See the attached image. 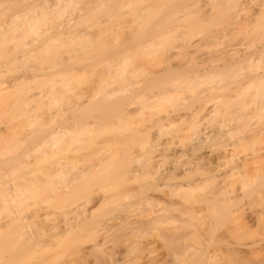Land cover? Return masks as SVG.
<instances>
[{"label": "rangeland", "instance_id": "1", "mask_svg": "<svg viewBox=\"0 0 264 264\" xmlns=\"http://www.w3.org/2000/svg\"><path fill=\"white\" fill-rule=\"evenodd\" d=\"M34 1L37 3V0H0V34H2L0 35V61L3 63L5 60L3 63L4 68L1 69H4L2 71L3 74L2 72L0 74V100L1 102L2 99L3 102L6 101L4 102L5 104L2 102L3 105H1L0 102L2 109V113L0 114V132L2 136L0 138L7 139L6 141L0 139V143H3V145L0 144V152H4V156L0 154V160L3 158L6 160L8 155L6 156L5 152L7 153L11 145V147H14L13 143L15 145L16 141L21 137L18 144L15 145H19L21 148L17 146L19 150H17V148L13 149L16 150L14 153L19 152L17 155L18 161L19 159L21 162L27 160L25 166L28 162V166H30L31 163V169L26 166L27 170H24V168V173L20 168L21 166H18L21 171H18L19 174H17L18 172L16 171L14 175L10 173L9 166L11 165L10 163H16L17 160L10 159L4 162L2 160L0 161L2 167L4 164L2 171H6L7 173L5 174L10 175L9 178H11V182L4 179L0 181H5V184L10 182L12 185L9 183V186H11L9 189L17 193L14 188L17 183L14 186L13 184H15V181L18 179V184L20 186L18 185L17 188L21 187L26 191L24 196V191L20 192L22 189H19L17 196H22L19 199L16 198V194L12 191V195H15L14 197L18 199V201H15L16 199H13L8 194L9 199L10 197L13 199V201L11 199L12 204L22 208L18 206L15 208V205L9 204V202L7 204L5 200L8 198H3L5 191H0L3 193L0 194L3 200V202L0 203V217L5 218L9 216L7 215L8 212L4 211V208L7 205H11L14 211L21 209L22 211H18L21 212L22 217L28 218L25 220L27 222L16 223L15 226L7 231L0 230L2 231L0 232V264H114L113 262L115 260L113 259V254L121 255L123 258L122 261L117 264H136L140 261H148L149 264L150 262L151 264H156L158 260H160L158 262L159 264H195L196 261H200L199 257H197L198 259L196 258L197 260L192 258L194 261L191 263V258H188L191 260L185 259V261L179 258L176 259V257L173 256L176 245H173L174 247L170 245L169 242L171 240L169 241V239L175 235L186 237L185 234L189 235H187L189 240L190 237H192L190 240L192 243L187 240L188 244L185 240L186 244H193L192 246L196 245L197 247L200 245L202 250L208 253V255H217V261L219 262L215 263L214 260L209 259L208 261L207 259L208 263L206 260V262L202 261L205 264H264V0H233L236 6L233 9L235 10L231 9L234 4L231 7L228 0H188L187 2H190V4L187 5L188 3H186L189 7L186 12L191 11L190 13H192V10L197 12V14L194 12L193 14L197 15V17H195L199 20L202 17L200 24L196 23L199 22V20L195 18L196 21L194 22L196 25L192 24L189 26L190 22L188 21L187 24V17L185 21L179 23V26H169V32L171 31L176 36L175 41L167 45L165 49L157 50L158 52L151 54L152 56L146 55L145 57L141 54L142 52H140L142 48L147 46L153 48L155 47V43L151 41V38V40L148 38L146 39L148 43L143 42L144 46L139 44L142 40L140 41L139 39V41H135L137 36L141 35L144 31L143 29L140 31L141 28H138L141 33H138V35L134 33V30H136L135 27L137 28V25L141 27V25L136 22L135 24L132 23L134 26L131 23H126L127 25L125 24V26L123 24L124 26L122 25V28L120 24L118 25L121 27L118 26L116 22L115 24L111 22L112 19H108L104 14L103 16V12H101V15L97 12L98 16L96 15V21H98L100 16V18L105 21L99 19V22L101 23V21H104L103 23L107 25V28L103 23L100 26L99 23L97 24V30L95 29L97 33L93 31V29L86 28L88 26L85 27L82 24L81 26L78 24L79 27L76 26L77 28L85 27L83 30H78L76 28L77 31L75 28H72L77 33H79V31L82 33L86 29L87 32L84 31V34L82 33L83 37L85 36L88 39H92L91 35H93V40H95V42H93L94 44L97 43V46L94 45L93 42H91V44H93L91 46H93V49L95 47L101 49L100 51L102 53L99 52V50H96L97 52L95 51L96 54L93 53L92 51L95 49L93 50L92 47H90L92 49L90 50L91 53L88 51L89 53L86 54L82 52L83 50H79V47L76 49V51L84 53L86 57H83L84 54L82 56L81 52H78V54H75L77 53L76 51L73 53H66L62 44L71 37L70 35L68 37L67 35H63L64 32L68 31L63 29H67V26L65 27L63 25L64 22L61 24L57 23L59 24V26H57L54 20L53 22L56 26L52 25V27L47 22L50 27L48 28L47 26L41 29L44 30L41 31L44 35L40 33L41 36L36 42L35 40L38 36L35 35V37L32 35L36 38L34 40L32 36L27 37V32L25 33V31H23V33L26 34L27 38H22V29L27 27H23V23L28 25L26 22L28 23L30 19L35 21V19H33L35 16L33 17L32 15L33 18L30 17L29 19V15L31 14H28L34 9V6L31 7L33 4L35 5ZM92 1L94 2V0ZM100 1L98 0V2ZM105 1L106 0L101 3L106 5ZM108 1L110 0L106 2ZM137 1L139 0L135 2ZM140 1L141 2L137 3V5L140 4L141 6L144 0ZM231 1L232 0H230V2ZM98 2H95L97 6H99ZM50 3L49 6H53L55 1H51ZM101 3L99 4L102 5ZM130 3L128 4L129 6ZM151 3H153V0ZM228 3L231 11L223 16V14H220V12L222 13L220 9L222 8L221 10H223L228 8ZM60 4L61 6L63 5L62 2ZM125 4L126 3H124V5L120 3L121 6H125L126 8L128 5ZM144 4L149 3L145 2ZM144 4L142 5L143 7L145 6ZM91 6L94 8V5ZM97 6H95V9L97 8L96 10L100 11L102 7ZM129 6L126 9H128ZM153 6H156V4H153ZM181 6L184 7V3ZM58 7L56 6V8ZM56 8L55 10H58ZM77 8L75 9L77 10ZM79 9H81V6L78 8V11ZM229 9L223 10V12H227ZM42 10L43 8L40 11ZM48 10L47 11L51 12L53 15L52 11L55 10ZM184 10H182L180 15H185ZM33 11H31V13H33ZM35 12H37V10L34 11V13ZM46 12L41 14L46 16ZM95 12L94 10V13ZM36 14L41 16L40 12ZM24 15H26V17ZM17 16H19V18L25 17L22 23V18L17 19ZM47 16L52 17L51 14ZM62 17L63 16H61V18ZM192 17L193 15L190 20ZM14 18L16 22L19 23L20 21L18 25L14 22ZM61 18L59 16L57 20L61 22ZM209 19L218 23L215 22L211 24L212 21ZM24 20L27 21L25 22ZM63 20L64 19H62V21ZM109 20L110 22H107ZM155 21L154 18V22ZM65 22L67 23V21ZM154 22L150 27L155 26ZM207 22L210 24H207ZM10 23L12 28L11 26H7L10 25ZM205 24H207V26H204ZM60 25L64 27H60ZM202 25L204 27H202ZM103 26L104 28L98 29V27ZM129 26H131V29L134 28V30L131 31ZM8 27H10V30ZM56 27L57 29H55ZM58 27H60V30ZM124 27L126 30H124ZM201 27L203 29L207 28V30L204 29L203 31ZM94 28H96V26ZM48 29H50V31ZM54 29L55 34L60 32L57 36H55L53 32ZM99 30H101V32ZM111 30H113L112 33ZM90 31L93 32L90 33ZM128 31L130 32L128 33ZM5 32L8 33L5 34ZM189 32L190 35L185 39V36ZM88 33H90V36ZM132 33H134V36L136 34L135 38ZM45 34L46 36L49 35L48 38ZM16 35L17 37H21V39L18 38L16 40H21V42H24V45L22 43L19 45L20 42L16 44V41H11L13 38L15 39ZM99 35L104 37H100V39L96 40ZM116 35L119 37V40L115 38ZM128 35L131 36L127 38ZM51 36L52 38H50ZM63 36L65 38L67 37V39L64 40ZM182 36H184V38ZM72 37L74 38L75 36ZM8 38H10V40H8ZM114 38L124 43L122 44L119 42V44ZM2 40H5V42L1 43ZM156 40L157 43L161 41L160 38H156ZM186 40L188 42L191 40L188 43V46H190L189 49L188 47H182L183 44L186 43ZM49 41L50 43H48ZM126 42H129V46H127L128 43ZM42 43L45 46L42 47ZM197 43H200L199 47H191V45ZM39 44L41 45L38 47ZM56 45L59 52L56 49ZM81 45H83V42ZM8 46H13L14 48H8ZM36 46L38 47L37 51L36 49H31L36 48ZM44 47L51 48L50 51L53 49L52 52L55 51L58 60L62 62L66 60L67 63L70 59L75 60L78 58L81 60L83 57L84 60H81V62L79 61L80 66L77 68L80 69L84 67L85 69H80L82 70L80 72V70L74 66V74H77L76 77L81 79L83 76H85V79H91L88 81L91 84L83 82L84 80L82 79L83 81H81L84 85L81 84L82 82L80 85L77 84L76 86L78 87L72 89L70 93H66L67 91L64 90L62 83L61 86L60 83H57L58 85L54 87L56 89H54L56 92L55 94H58V97L62 99L66 97H64V94H68L70 97H66V104L64 102V104H62V101L60 102V104H62L60 106L59 103L57 104L58 106L53 104L54 107L51 106V104L50 106L52 109L48 105V110H50L51 113L49 111L46 113H50L51 116L50 114L44 113V109H46L45 101H50L48 98L51 95H49L48 88L52 83V80H50V84L46 80L54 77L55 73H52V71L54 72L57 68L56 71H58L65 65L60 62L61 65L59 66L61 67L57 66L52 69L51 62H47V59L49 60L54 54L52 53V55L51 52L48 54L46 52L48 49L45 50ZM119 47H121L122 50L124 49L123 47H129L130 51L126 53L125 50L123 53ZM180 47H182L180 50L185 49L188 56L184 51L183 53L185 55L181 53L179 50ZM86 48H88V46H86ZM102 48H105L106 51ZM117 49H120L118 51L120 57L118 54H115ZM61 50L64 52H61ZM229 50L231 51V55ZM121 51L122 53H120ZM178 51H180V55L177 54L179 53ZM28 52L29 55H26ZM2 53L4 54L2 55ZM40 53H43V55L46 54V56L51 54L50 57L44 59L47 62H45L47 65L45 66L50 68L46 69L45 67V69H42L43 67L36 65L34 58L36 57L38 60V55ZM235 53L236 55L234 56ZM238 53L239 55H237ZM59 54L63 55L60 56L63 60L59 58ZM73 54L76 56H73ZM132 54L133 56L130 57ZM174 56L176 57L172 59L173 61L168 63L169 59L167 58ZM238 56L242 57V61H238ZM7 57H11L10 60ZM11 59H13L14 63ZM41 59L42 58H40V60ZM122 60L124 63L131 60L129 62L131 64L128 66V75H126L127 72L124 74L125 76L123 75V77L127 76L128 79L125 78V80L127 79L126 81L123 79L121 80L123 77L119 75L121 72L118 71L120 68V70H122V66L125 67L126 65L122 63L121 66ZM72 61L73 60L69 62V65L67 63L66 68L69 69L70 63L76 60ZM48 63H50V65ZM34 65L37 66L35 69L41 68L40 70L47 72V75H43V71L37 73L39 79L42 76L40 79L41 81L36 75V78H34V75L32 74V76L31 73L28 74V76H30L28 81L26 76L23 81H16V77L19 78V76H21L20 74L24 73V69L27 73ZM207 65H209L208 69H206ZM210 65L220 67L210 68ZM29 66L32 67L30 68ZM66 68L64 67L63 69L65 70ZM9 69L12 70L10 71ZM75 70L78 71L79 74ZM85 70L88 74L91 72L92 75H84L82 72L85 73ZM12 73H16L17 75H13ZM58 73L59 72H56L55 74V77L58 76V78L56 77L57 80L60 79L59 76L62 77L63 75L60 73L58 75ZM81 73L83 76H79ZM7 75L9 79L11 78L10 80L8 79V81ZM117 76H120V81L117 80ZM11 80L13 81L12 83H10ZM38 80L41 83H43V81L45 82L44 85H42L45 89L40 86L41 84H39ZM7 83L12 84L11 87L13 89ZM45 84L48 86H45ZM17 88L18 90H22V95H20ZM51 89L52 86L50 87V92H52ZM45 91L48 92L46 95L49 97L43 95ZM14 93L18 94V97H20V100L18 102L16 101V103L15 99H18V97L14 98L16 96ZM43 96H45V101ZM28 97L29 100L27 99ZM12 98H14V101H12ZM20 101L21 103L23 102V105L19 106L18 104ZM29 103L31 104L29 105ZM25 104L26 106L24 107ZM14 105H18L21 109L19 111V108H17V112L14 111L15 114L21 112L19 116L12 112L15 108ZM34 105L37 107H34ZM39 105L44 107V111ZM7 106L8 108L11 107V111L8 109L7 112L4 113ZM21 106L25 109L23 107L21 108ZM4 107L5 109H3ZM200 109V112H196ZM42 111L44 113L43 115L40 113ZM27 112L30 113L28 114ZM8 113L10 117L7 115ZM28 116L30 117L28 118ZM43 116L45 117L43 118ZM6 117L10 121L7 120ZM37 117L44 119V121H46V118H49V120L47 119L48 122H46L49 128L47 124L45 125V123H43V120H40L42 121L41 123L39 120V122L35 121L34 124L38 126L34 127L32 123L31 127L30 123L34 121L35 118L37 119ZM21 118L23 120L26 118L28 122H23ZM168 118L171 119L167 120ZM29 119H31V122ZM2 120L4 122H2ZM15 120L20 123H17ZM7 121H9L8 124L11 123L12 126L8 125ZM6 124L8 125L7 129H5L6 126H4ZM43 124L46 127L42 128V126H44ZM3 126L4 128L2 129ZM39 126L43 130L47 128L48 130L44 132L39 129ZM11 128H13V131ZM15 131H17V133ZM53 133L57 134L55 135V140L58 141V147L54 146L48 149V146L45 145L44 148L49 150L50 155L49 158L47 157V160H43L44 158L41 160L42 156H40V152H37V149L42 150L44 144L50 141L48 140L49 135ZM206 133H217V136L219 137L221 135V138L217 139L216 136L212 141H209L207 144L205 143L206 145L204 144L200 151H193L195 147L198 146L200 137L205 136ZM22 137L25 144H20L22 143ZM11 139L12 141H10ZM24 139L28 140V142ZM10 142L13 143L9 145L7 149V144H10ZM164 148L169 149V155L166 158L159 157ZM150 155L160 159V164L151 169L149 173L133 174V170L147 163ZM15 157L16 156H14V158ZM37 157H40L38 161L41 163L37 162ZM9 158L13 157L9 155ZM22 159L24 160L22 161ZM8 161L10 162L7 164ZM17 164H15L16 169H18ZM7 166L8 168L6 169ZM199 167L206 170L214 168V171L205 172V174L202 175L203 179L198 181L199 184L190 189H179V187L175 185L185 183V180L187 181L185 178H176L168 181L162 178V175L165 172H169V170L181 173L182 171L194 170ZM12 168L13 167H11V169ZM5 174L1 175L0 173V176L3 177L4 175L5 178H8ZM11 174H13L16 179ZM1 186L2 188L0 187V190L8 189H5L7 185L5 186L3 184ZM31 188H33V194L32 191L31 193L29 191ZM66 190L69 193L66 192ZM6 191L8 192V190ZM65 192L67 195H65ZM21 193L23 194L21 195ZM4 195H6V193ZM8 195L6 196L8 197ZM101 198H106L103 203L100 200ZM146 198L159 199L165 205L172 201L178 203L182 207L194 205L199 209L201 202L208 201V206L204 213H199L196 216L190 214L182 215L180 211L176 210L159 217L154 211H157L160 206L154 205L146 209V207L142 205ZM101 203L102 205L100 206ZM82 204H87V208L94 210L95 214L86 222L83 221L85 223L77 226L76 229L68 231L66 228L67 226L65 227L66 223L63 221L66 220V218H63L64 216L61 215L71 212L70 218H75L70 210H73V212L79 210ZM134 204L136 205L132 207V210L143 215V219L141 216L137 219L143 220L146 224L142 226L138 225L137 228H135V226L119 228L115 231L112 243L108 246V250L105 249L106 251H104V253L102 252L101 255L98 253L91 254L90 248L98 241H101L102 236L99 230L105 226L118 223V218L121 216L122 211L126 207ZM77 206L79 208H77ZM83 207H85V205ZM9 208L10 207H8V209ZM68 209L70 212H65ZM145 210H149V212H145ZM35 213H40L42 215L41 217L39 215V218L38 216L35 218L37 215ZM156 218L158 219L157 221L152 220ZM59 220H62L60 224L63 225V228L58 224L60 222ZM80 223L82 222L80 221ZM55 224L60 226L56 227L57 229L59 228V230H53L56 229L54 227ZM51 225H53V229ZM24 232L28 235L29 233L30 235L34 233V235L39 234L35 237L32 235L34 240L37 237L40 239H36V241L40 240V243L42 241L44 243L46 240L48 242L53 241V246L48 248L49 245L43 246L44 243L42 246L47 249H42V246V248L37 247L41 244H37L38 241L34 243L32 240L26 239L29 236L25 235ZM21 234L24 235L25 239ZM43 235L45 238H43ZM99 235L100 237H98ZM22 239L23 241L28 240V244H31L28 245L26 243L28 241H24L23 243ZM174 241L175 242H171V244H177V241ZM48 242L46 244H48ZM32 243L35 246H32ZM108 254H110L112 260H110V256H107ZM94 255L98 256L99 259L102 257L103 261L98 260ZM103 257H105V260L109 258L108 261L112 262L105 261ZM153 259L157 261L154 260L152 262ZM189 261L190 263H188Z\"/></svg>", "mask_w": 264, "mask_h": 264}, {"label": "bare ground", "instance_id": "2", "mask_svg": "<svg viewBox=\"0 0 264 264\" xmlns=\"http://www.w3.org/2000/svg\"><path fill=\"white\" fill-rule=\"evenodd\" d=\"M51 1H55V3L53 4V6H49V3L51 2ZM40 0V2H39V0H37V3H36V1H34L35 2V5L33 4L31 7H33L34 9V11H36L37 10V12H40V15L41 16H38L36 13L37 12H35L34 13V11L33 10H31V11H33V13H31V11H30V13H28V14H31V15H29V19H30V17H32V15H33V19H35V21L34 20H32V19H30L29 20V22L27 23L26 21L28 20H24L25 22H26V24H28V25H25V23H23V27L24 26H27V27H25L24 29H22V32L21 33H23V31H25V33L27 32V37H31L32 35H36V36H38L37 37V39L34 37V36H32V39H33V37H34V40H35V42L37 41V40H39L38 38H40V36H41V34L40 33H43V32H41V31H44V30H41V29H43V28H45V27H47L48 26V28L50 27V25L52 26H59V24H61V23H63L64 22V26L66 27L67 26V29L66 28H63V29H65V30H68V31H66V32H64V34L63 35H67V37L70 35V37L71 38H69V40H67V41H65L63 44H62V47L64 48V50L66 51V53H73L74 51H76V49H78V47L80 48L79 50H83L82 52H85V54L86 53H91V51L90 50H92L93 49V46H91V45H93L94 44V42H95V40H93V35H91V37H92V39H88L87 37H83V32L85 31V32H87V30L85 29L82 33H80V31H79V33H77L74 29H72V28H77V26L79 27V25L81 26V24L82 25H84L85 27L86 26H88V27H86V28H90V29H93V31H96L97 30V24L99 23V26L100 25H102V23L105 21L104 19H102V18H100V16H99V18H98V21H96V15L98 16V14H97V12L98 13H100V15H101V12H103L102 13V15L104 14L106 17H108V19H112V21L111 22H114V24H115V22H116V24L118 25V24H120L121 26L124 24H126V23H134L135 24V22L137 23V24H140L141 25V27H139V25H137V28L135 27V29L136 30H134V28L133 29H131V26H129L130 27V30L131 31H133L134 30V33H136L137 35H138V33L140 34L141 32H139V29H140V31L143 29L144 31H143V33H141V35H139V36H142V37H139V36H137V38L135 39V41H139V39H140V45L142 44L143 45V42H147L146 41V39L148 38L149 40H151L152 42L154 41V46L155 47H153V48H151L150 46L147 48V47H143L142 48V50L140 51V52H142L141 54H143V56L145 57L146 55H151V54H154V53H157L158 51L157 50H162V49H165V47L167 46V45H169V44H171V43H173L174 41H175V38H176V36L174 35V33H172L171 31L169 32V30H168V28H169V26H175V27H177V26H179V23L180 22H182V21H185V19L188 17V19H187V24H188V21L190 22V24H189V26L190 25H192V24H195L196 25V23L198 24H200V20H202L200 17V20L199 19H197L196 17H197V15H195V14H197V12H195L194 10H192L195 14H193V12L192 13H190L191 11H189V12H186V11H188V9L187 8H189L187 5H189L190 4V2L188 3L187 1L188 0H153V3H151V1L150 0H142L144 3L146 2V3H149V4H144L143 2H142V5L144 4L145 6L143 7L142 5L140 6V4L139 5H137V3H139V2H141L140 0L139 1H137V2H135L136 0H121V1H119V0H110V1H108V2H106L105 1V3H106V5L103 3H101L102 1L104 2V0H99L100 2H98V0H96L97 2H98V5L99 6H101L100 8H101V10L100 11H97L96 9H95V6H97L96 4L97 3H95L96 1L94 0V2L92 1V0ZM131 3H130V2ZM156 3H155V2ZM160 1V2H159ZM229 1V3H230V6L232 7V5L234 4V6L231 8L232 10H235V9H233L234 7H236L235 6V1H231L230 2V0H228ZM59 2V3H58ZM63 3V5L61 6V4L60 3ZM86 2V3H85ZM130 3V6L128 5L129 3ZM133 2H135V3H133ZM158 2H159V5H158ZM233 2V3H232ZM94 3V4H93ZM99 3H101L102 5H100ZM120 3L121 4H123L124 5V3H126L128 6H129V8L128 9H126L125 8V6H121L120 5ZM151 3V4H150ZM180 3V4H179ZM184 3V7H182L181 5ZM186 3H188L187 5H186ZM229 3H228V5H227V7L228 8H226V9H229L230 8V6H229ZM232 3V4H231ZM51 4V3H50ZM108 4V5H107ZM125 4V5H126ZM153 4L155 5L156 4V6H153ZM179 4V5H178ZM237 4V3H236ZM76 5H77V7L79 8L80 6H81V9H79V11H78V8L76 7ZM78 5H80V6H78ZM91 5H94V8L91 6ZM186 5V6H185ZM215 5V4H214ZM30 6V5H29ZM56 6L58 7V8H56ZM99 6H97V7H99ZM115 6V7H114ZM216 6V5H215ZM54 7V8H53ZM91 7H92V9H91ZM124 7V8H123ZM181 7V8H180ZM27 8H29V7H27ZM43 8V10H44V12H43V10L42 11H40L41 9ZM55 8L56 9H58V10H55ZM75 8H77V10L75 9ZM184 8H185V10H184ZM46 9V10H45ZM48 9H54L55 11H52L53 12V15H52V13L51 12H48V11H50V10H48ZM124 9H126V10H124ZM180 9V10H179ZM184 10V12H185V15L183 16V15H180L181 13H182V10ZM215 9V8H214ZM220 9V8H219ZM219 9H218V13H219ZM222 9V8H221ZM220 9V11H222V13L220 12V14H223V16H225L226 15V13H228L229 11H231L230 9L229 10H227V12L225 11V12H223V10H226V9H223V10H221ZM39 10V11H38ZM48 10V11H47ZM63 10V11H62ZM78 11V12H76V11ZM94 10L96 11L95 13H94ZM112 10V11H111ZM113 10H114V12H113ZM216 10V9H215ZM47 11V12H46ZM47 13L46 14V16L45 15H43V14H41V13ZM114 13V14H112V13ZM24 13V12H23ZM51 14V16L52 17H49V16H47V15H50ZM187 13V14H186ZM25 14V13H24ZM37 16H36V15ZM39 14V13H38ZM103 15V16H104ZM193 15V17H192V19L190 20V18H191V16ZM25 17H26V15H24ZM44 16V17H43ZM59 16H60V18H61V16H63L61 19H60V21L61 22H59V20H57V19H59ZM102 16V17H103ZM196 16V17H195ZM200 16V15H199ZM25 17H20V18H22V20H21V23L23 22V19H25ZM49 19H48V18ZM66 17V18H65ZM105 17V18H106ZM218 17H220V16H218ZM221 17H222V15H221ZM19 18V16H17V19H20ZM52 18H54V19H52ZM104 18V17H103ZM127 18H129V19H127ZM154 18H155V22H154ZM193 18H194V20H193ZM195 18L197 19V20H199V22H194V21H196L195 20ZM43 19V20H42ZM56 19V20H55ZM62 19H64L63 21H62ZM99 19H101V20H104L103 22L101 21V23L99 22ZM218 19V18H217ZM216 19V20H217ZM223 19V18H222ZM53 20L56 22V25H54L55 23L53 22ZM107 20V19H106ZM208 20V19H207ZM209 20H211V19H209ZM10 21V20H9ZM12 21H13V19H12ZM12 21H11V23H12ZM17 21H19V20H17ZM65 21H67V23H68V25H67V23L65 22ZM205 21V20H204ZM212 22H211V24L212 23H215V22H213V20H211ZM220 21V20H219ZM14 22L15 23H17V25L20 23V21H19V23L18 22H16L15 21V18H14ZM50 24H48V23ZM107 22H110V20L109 21H107ZM155 23V26H152V27H150V25L152 24V23ZM210 22V21H209ZM11 23H10V25H7V26H11V28H12V25H11ZM14 23V24H15ZM45 23V24H44ZM48 25H47V24ZM57 23H59V24H57ZM65 23H66V25H65ZM206 23V22H205ZM216 23H218V22H216ZM8 24V23H7ZM43 24H44V26H43ZM79 24V25H78ZM104 24V23H103ZM108 24V23H107ZM110 24V23H109ZM130 24V25H131ZM207 24H210V23H208L207 22ZM207 24H205L204 26H207ZM2 25H4V24H2ZM77 25V26H76ZM105 25V24H104ZM120 25H118V26H120ZM123 25V26H124ZM127 25V24H126ZM125 25V26H126ZM129 25V24H128ZM133 25V24H132ZM4 26H6V25H4ZM3 26V27H4ZM20 26V25H19ZM52 26V27H53ZM64 26H62V25H60V27H64ZM68 26H70V27H68ZM74 26H76V27H74ZM96 26V28H94ZM112 26V25H111ZM116 26V25H115ZM120 26V27H121ZM123 26H122V28H123ZM134 26V25H133ZM149 26V27H148ZM199 26H201V25H199ZM203 25H202V27H204ZM16 27H18V26H16ZM51 27V28H52ZM60 27H58L59 28V30H60ZM84 27V28H85ZM105 27L107 28V25H105ZM117 27V26H116ZM119 27V28H120ZM143 27V28H142ZM201 27V28H202ZM7 28V27H6ZM9 28V30H10V27H8ZM15 28V27H14ZM83 27L82 28H77L78 30L79 29H84ZM101 29V28H104V26L103 27H98V29ZM115 28V27H114ZM113 28V29H114ZM139 28V29H138ZM200 28V29H201ZM25 29H27V30H25ZM55 29H57V27L55 28ZM55 29H54V34H55ZM76 29V30H77ZM96 29V30H95ZM111 29H112V27H111ZM204 29H206L207 30V28H204ZM204 29L202 28L201 30H203L204 31ZM7 30V29H6ZM12 30V29H11ZM16 30V29H15ZM49 31H50V29H48ZM59 30H58V32H59ZM62 30V29H61ZM77 30V31H78ZM103 30V29H102ZM105 30H107V29H105ZM119 30H121V29H119ZM124 30H126L125 29V27H124ZM159 30V31H158ZM167 30V31H166ZM200 30V31H201ZM3 31V30H2ZM1 31V32H2ZM14 31V30H13ZM63 31V30H62ZM89 31V30H88ZM93 31H90V33L91 32H93ZM100 32H101V30H99ZM115 31H116V28H115ZM118 31V30H117ZM177 31V30H176ZM15 32V31H14ZM20 32V31H19ZM19 32H18V34H19ZM52 32V33H53ZM99 32V33H100ZM107 32V31H106ZM113 32V30H111V33ZM125 32V31H124ZM130 31H128V33H129ZM3 33V32H2ZM8 33V32H7ZM6 32H5V34H7ZM13 33V32H12ZM11 33V34H12ZM20 33V34H21ZM25 33H23V35H22V38L23 37H26V34ZM45 33H46V30H45ZM51 33V32H50ZM60 33V32H59ZM59 33H57V34H59ZM90 33H88V35L90 36ZM96 33H97V31H96ZM114 33H116V32H114ZM113 33V34H114ZM122 33V32H121ZM134 33H132V35L134 36ZM4 34V35H5ZM14 34V33H13ZM16 34V33H15ZM25 34V35H24ZM57 34H55V36H57ZM93 34V33H92ZM103 34H106V33H103ZM110 34V33H109ZM116 34H118V33H116ZM136 34H135V36H134V38L136 37ZM143 34V35H142ZM0 35H2V34H0ZM42 35H44V33L42 34ZM51 35H53V34H51ZM87 35V34H86ZM95 35V34H94ZM185 35V34H184ZM190 35V32L185 36V39L186 38H188V36ZM11 36V35H10ZM19 36H21V35H19ZM45 36H46V34H45ZM49 36V35H48ZM48 36H46L47 38H48ZM60 36H61V34H60ZM72 36H75L74 38L72 37ZM113 36V35H112ZM124 36V35H123ZM126 36V35H125ZM131 36V35H130ZM129 35H128V37L127 38H129L130 37ZM133 36H132V39L134 40V38H133ZM16 37H17V35H16ZM15 37V39L13 38L11 41L13 42V41H16V44L18 43V42H20L19 43V45L22 43H24V42H21V40L19 41H17L16 39H18V38H20L21 39V37H17L16 38ZM26 37V38H27ZM44 37V36H43ZM64 37V36H63ZM62 37V38H63ZM67 37L65 38L64 37V40H66L67 39ZM100 37H104V36H98L97 37V39L96 40H98V39H100ZM121 37H122V35H121ZM183 38H184V36H182ZM2 38V37H1ZM12 38V37H11ZM50 38H52V36L50 37ZM115 38H117L118 40H119V37H117V35L115 36ZM114 38V39H115ZM151 38V39H150ZM156 38H160V42L159 43H157V40H156ZM25 39V38H24ZM29 39V38H28ZM110 39V38H109ZM113 39V40H114ZM117 39H115V41L117 40ZM123 39V38H122ZM138 39V40H137ZM143 39H144V41H143ZM8 40H10V38H8ZM33 40V41H34ZM48 40V39H47ZM50 40V39H49ZM59 40V39H58ZM117 40V41H118ZM25 41V40H24ZM32 41V42H33ZM45 41V40H44ZM51 41H53V40H51ZM56 41V40H55ZM59 41V42H60ZM83 42V45H81L82 44V42ZM94 41V42H93ZM107 41V40H106ZM191 41V40H190ZM189 41V42H190ZM2 42H5V40L3 41H1V43ZM80 43V45H79V43ZM88 42V43H87ZM89 42H90V44H89ZM91 42H93V44H91ZM108 42V41H107ZM106 42V43H107ZM124 43V42H122L121 40L120 41H118V43ZM130 42H131V40H130ZM184 42H185V40H184ZM187 40H186V43H184L183 44V46L182 47H188V49L190 48V46H188L189 43ZM40 43V42H39ZM43 43H45V42H43ZM43 43H42V47L43 46H45V45H43ZM47 43V42H46ZM48 43H50V41L48 42ZM86 45H85V44ZM103 43V42H102ZM117 43V44H118ZM119 43V44H120ZM126 43H128L127 44V46H129V42H126ZM148 43V42H147ZM26 44V43H25ZM29 44V43H28ZM33 44H35V43H33ZM59 44V43H58ZM121 44V45H122ZM24 45V44H23ZM41 44H39L38 45V47L40 46ZM60 45V44H59ZM77 45V46H76ZM79 45V46H78ZM94 45H96L97 46V43H95ZM106 45V44H105ZM116 45V44H115ZM121 45H119V46H121ZM125 45V44H124ZM199 45H200V43H197V44H194V45H191V47H193V48H195V47H199ZM55 46V45H54ZM81 46V47H80ZM83 46H84V48H83ZM86 46H88V48H86ZM99 46V45H98ZM144 46V45H143ZM145 46H146V44H145ZM12 48H14L13 46H11ZM11 47H9L8 46V48H11ZM35 47V46H34ZM37 46H36V48H31L32 50H35L36 49V51H37V48H38ZM41 47V48H42ZM49 47H50V44H49ZM49 47L47 48H45V50L46 49H48V50H46V52L49 54L50 52H51V54L53 55V56H51V54L49 55V56H46V52H44V53H46L45 55H43V53H40L39 55H38V60H37V58L35 57L34 59V61H35V63H36V65L37 66H40V67H43L42 69H45V67L47 66L46 65V63L49 61V62H51V68L53 69V68H56L57 66H59V65H61L60 64V62H62L61 60H58V57H57V55H55V51H53L52 52V50L50 51V49H49ZM53 47V46H52ZM90 47H92V49L90 48ZM103 47H104V45H103ZM122 47V46H121ZM121 47H119L121 50H122V48ZM182 47H180L179 48V50L180 49H182ZM7 48V49H8ZM21 48V47H20ZM40 48V49H41ZM58 48H59V46H58ZM116 48H117V45H116ZM124 49L122 50L123 51V53L125 52V50H126V53H127V51L129 52L130 51V48L129 47H123ZM7 49H5V50H7ZM28 49H29V47H28ZM55 49V48H54ZM56 49H57V45H56ZM55 49V50H56ZM60 49H61V47H60ZM85 49H88V50H85ZM95 49V50H94ZM93 50L94 51H92L93 53H95L96 54V50H99V52H101L100 50L101 49H99V48H94ZM103 50H105V48H102ZM115 49V48H114ZM120 49H117L116 51L118 52ZM129 49V50H128ZM146 49V50H145ZM184 49V48H183ZM3 50V49H2ZM9 50V49H8ZM27 50V49H26ZM31 50V51H32ZM42 50H43V48H42ZM63 50V49H62ZM61 50V52H64V51H62ZM12 51H13V49H12ZM25 51V50H24ZM35 51V52H36ZM57 51H58V49H57ZM81 51H76L77 53H75V54H78V52L80 53ZM87 51V52H86ZM89 51V52H88ZM96 51V52H95ZM106 51V50H105ZM122 51L120 52V53H122ZM181 51V53L182 54H184V53H186V55L188 56V54H187V52H185V49L184 50H180ZM180 51H178L179 53H177V54H181L180 53ZM183 51H184V53H183ZM27 52V51H26ZM25 52V53H26ZM29 52H30V49H29ZM29 52H28V54H26V55H29ZM39 52V51H38ZM59 52V51H58ZM81 52V53H82ZM109 52V51H108ZM115 52V51H114ZM115 53V54H118V56H119V52L118 53ZM139 52V51H138ZM229 52H230V55H231V51L229 50ZM234 52V51H233ZM8 53V52H7ZM31 53V52H30ZM102 53V52H101ZM145 53V54H144ZM228 53V52H227ZM4 53H2V55H3ZM9 54V53H8ZM36 54V53H35ZM83 54L84 53H82V56H83ZM85 54H84V56L83 57H86L85 56ZM192 54V53H191ZM25 55V54H24ZM34 55V54H33ZM69 55V54H68ZM89 56L91 55V54H88ZM88 55H87V57H88ZM114 55V54H113ZM121 55V54H120ZM156 55V54H155ZM154 55V56H155ZM178 55V56H179ZM185 55V54H184ZM233 55V54H232ZM236 55V53L234 54V56ZM237 55H239V53L237 54ZM241 55V54H240ZM23 56V55H22ZM41 56H45V57H41ZM51 56V60L49 59H47L48 57H50ZM59 56V58L60 59H62L63 60V58L62 57H60V56H63V55H58ZM73 56H76V55H74L73 54ZM92 56V55H91ZM115 56V55H114ZM113 56V57H114ZM124 56H126V55H124ZM123 56V57H124ZM133 56V54L130 56V57H132ZM152 56V55H151ZM153 56V57H154ZM177 56V55H176ZM176 56H174V57H170L171 58V60H170V58H167V59H169V61L168 60H166V59H163V60H166V61H168V63H170V61H173L172 59H174ZM15 57V56H14ZM17 57V56H16ZM21 57V56H20ZM25 57V56H24ZM31 57V56H30ZM66 57H67V55H66ZM82 57V58H83ZM120 57V56H119ZM142 57V56H141ZM148 57V56H147ZM228 57V56H227ZM239 57V56H238ZM7 58H9V57H7ZM11 58V57H10ZM10 58H9V60H10ZM40 58H42L41 60H40ZM53 58V59H52ZM68 58H69V56H68ZM81 58V60H84V58L82 59ZM95 58V57H94ZM98 58V57H97ZM116 58V57H115ZM158 58V57H157ZM245 58V57H244ZM243 58V59H244ZM248 58V57H247ZM250 58V57H249ZM14 59V58H13ZM13 59H11L12 61H13ZM32 59V58H31ZM44 59H47V62H46V60H44ZM80 58H78V59H70V61L71 60H73V61H75V62H73V63H70V68L68 69V68H66V66H67V63H68V65H69V62L67 61V63H66V60H63L64 62H62L65 66V70L63 69L64 67L62 66H59V67H61L62 68V71H61V68L58 70V71H56V70H54V72L52 71V73H55L56 74V72H59L60 74H63L62 75V77L61 76H59L60 77V79H58L57 80V78H58V76H56L55 77V74H54V77L56 78V80H55V78L54 77H52L51 79H47L46 81L50 84L51 82H50V80H52V83H51V85H50V87L52 86V89H51V91L52 92H50V87L48 88L49 89V95H51L50 97L48 96V95H46L48 92H46L45 91V94H43V95H46V96H48L49 98H48V100H50V101H45V96H43L44 98V101H45V105H46V107H45V105L43 104V102H42V104L44 105V107L46 108V109H44L45 110V112L44 113H46V112H50V110H48L49 109V107L51 108V106H53L54 107V105H56V106H58L57 104L59 103V106L60 105H62V104H64L65 102H67V99H66V97L68 96V94L67 95H65L64 94V97L65 98H59L58 97V94H55L56 92L54 91V87L56 86V85H58L57 83H60V86H61V83L63 84V86H64V90H66L67 92L66 93H70L71 91H72V89H76V87H78V86H76L77 84L78 85H80V83L83 81V82H87L88 84H91V83H89L88 81L89 80H91V79H85L84 77L85 76H83L82 75V73L84 74V75H87V76H90V75H92V73L90 72L89 74L87 73V71L84 73V72H82L79 76H83V80L81 79V78H79V77H76V75L74 74V68L76 67H78V66H80V63H79V61L81 62V60H79ZM88 59H89V57H88ZM120 59V58H119ZM150 59H152V58H150ZM154 59H155V57H154ZM193 59V58H192ZM238 59V61H242V57H239V58H237ZM20 60V59H19ZM33 60V59H32ZM32 60H30V61H32ZM68 60V59H67ZM78 60V61H77ZM95 60V59H94ZM196 60V59H195ZM5 61V60H4ZM4 61H3V63H4ZM17 61V60H16ZM15 61V62H16ZM131 61V60H130ZM129 61V62H130ZM7 62V61H6ZM11 62V61H10ZM18 62V61H17ZM46 62V63H45ZM129 62H123V60H122V62H121V66H122V63L123 64H126L125 65V67L124 66H122L123 67V69L122 70H118L119 72H121V74H119L120 76L122 75V77H123V75L127 72V74L126 75H128V66H129V64H131V63H129ZM160 62V61H159ZM0 63H1V61H0ZM3 63H1L2 64V66H1V64H0V74H1V72L4 70H1L2 68H4L3 67ZM7 63H9V62H7ZM6 63V64H7ZM13 63H14V61H13ZM53 63V64H52ZM75 63V64H74ZM78 63H79V65H78ZM128 63V64H127ZM5 64V65H6ZM17 64V63H16ZM28 64H29V62H28ZM34 64V63H33ZM49 65H50V63H48ZM83 64V63H82ZM165 64V63H164ZM4 65V66H5ZM10 65V64H9ZM8 65V66H9ZM13 65H15V64H13ZM12 65V66H13ZM31 65V64H30ZM46 65V66H45ZM77 65V66H76ZM11 66V65H10ZM37 66H35L34 65V67H32V69H30V71L29 70H27V71H29V72H27L26 73V71H25V69H24V73H22V74H20L21 76H19V78H17L16 77V81L18 82V81H23V79H24V77L26 76L27 77V81H28V78L30 77V76H28V74H30L31 73V75L33 74L34 75V78H38L39 79V77H38V75H37V73H40V72H42L43 70H40L39 68H36L35 69V67H37ZM75 66V67H74ZM131 66V65H130ZM211 67L210 68H219V67H215V66H213V65H210ZM17 67V66H16ZM86 67H87V65H86ZM208 67H209V65H207V68L206 69H208ZM8 68V67H7ZM6 68V69H7ZM18 68V67H17ZM34 68V69H33ZM48 68H50V67H48ZM47 67H46V69H48ZM84 68V67H83ZM82 67L80 68V69H83ZM169 68V67H168ZM14 69V68H13ZM27 69H28V66H27ZM37 69H39V70H37ZM73 69V70H72ZM78 69V68H77ZM80 69H78V70H80ZM85 69V68H84ZM10 70V69H9ZM12 70V69H11ZM10 70V71H11ZM15 70V69H14ZM20 70H22V69H20ZM47 71V70H46ZM76 71V70H75ZM82 70H80V72H81ZM13 72H16V71H13ZM18 72H19V69H18ZM21 72V71H20ZM77 73H78V71H76ZM4 73H5V71H4ZM7 73V72H6ZM46 73V74H45ZM59 73H58V75H59ZM2 74H3V72H2ZM13 75L14 74H16V73H12ZM42 74V73H41ZM79 74V73H78ZM17 75V74H16ZM32 75V76H33ZM35 75H36V77H35ZM43 75H47V72H45V71H43ZM52 75V74H51ZM39 76H41V75H39ZM120 76H117V80H119L120 81ZM125 76V75H124ZM42 78V76L40 77V79ZM125 78H127V76L126 77H123V78H121V80L123 79L124 81H126L125 80ZM6 79V78H5ZM8 75H7V81H8ZM11 79V78H10ZM9 79V80H10ZM14 79V78H13ZM39 79V80H40ZM44 79H46V78H44ZM130 79V78H129ZM38 80V81H39ZM82 80V81H81ZM5 81V80H4ZM3 81V82H4ZM25 81H26V79H25ZM35 81H37V80H35ZM41 81V80H40ZM39 81V84H41L40 86H42V85H44V81H43V83H41ZM13 81L11 80V82L10 83H12ZM16 82V83H17ZM81 83V84H83L84 85V83ZM91 82V81H90ZM10 83H7L8 85H10V87H11V85L12 84H10ZM16 83H14V84H16ZM20 83V82H19ZM38 83V82H37ZM47 83V84H48ZM56 83V84H55ZM2 84V83H1ZM21 84V83H20ZM47 84H45V86L47 85ZM17 85V84H16ZM38 85V84H37ZM75 85V86H74ZM14 86V85H13ZM39 86V87H40ZM48 86V85H47ZM62 86V87H63ZM88 86V85H87ZM1 87V86H0ZM22 87V86H21ZM19 87L20 89H22V88H24V87ZM81 87V86H80ZM79 87V88H80ZM12 88V87H11ZM42 88L43 89H45V87H43L42 86ZM5 89V88H4ZM7 89V88H6ZM13 89V88H12ZM25 89V88H24ZM23 89V90H24ZM47 89V90H48ZM78 89V88H77ZM17 90H18V88H17ZM26 90V89H25ZM56 90V89H55ZM69 90V91H68ZM124 90H126V89H124ZM19 91V93H20V95H22L21 94V91L22 90H18ZM18 91H17V93H18ZM11 92V91H10ZM124 93H126L125 91H123ZM13 93V92H12ZM18 93V94H19ZM76 93V92H75ZM127 93H128V91H127ZM1 94V93H0ZM11 94V93H10ZM14 94H16V93H14ZM14 94H12V95H14ZM18 94H16V96L14 97V98H16V97H18ZM76 94H78V93H76ZM8 95V94H7ZM7 95H6V97H7ZM69 95H71V94H69ZM79 95V94H78ZM128 95V94H127ZM76 96V95H75ZM80 96V95H79ZM6 97H5V99H6ZM10 97V96H9ZM68 97H70V96H68ZM77 97V96H76ZM8 98V97H7ZM14 98H12V101H14ZM78 98H80V97H78ZM4 99V100H5ZM22 99V98H21ZM28 100H29V97L27 98ZM26 99V100H27ZM41 99H42V97H41ZM40 99V100H41ZM47 99V98H46ZM127 99V98H126ZM10 100V99H9ZM20 100V97H18V99L16 98L15 99V103H16V101L18 102ZM39 100V101H40ZM51 100H52V102H51ZM66 100V101H65ZM21 101H24V100H21ZM21 101H20V103L18 104L19 106L20 105H23L22 103H21ZM43 101V100H42ZM62 101V102H61ZM68 101H69V98H68ZM0 102H1V100H0ZM2 102H3V99H2ZM2 102H1V105H3V104H5L4 102H6V101H4L3 102V104H2ZM9 102V101H8ZM7 102V103H8ZM48 102H49V104H48ZM51 102V103H50ZM60 102L62 103V104H60ZM64 102V103H63ZM14 103V102H13ZM24 103H27V102H25L24 101ZM37 103H39V102H37ZM41 103V102H40ZM11 104H12V102H11ZM31 103H29V105H30ZM52 104V105H51ZM54 104V105H53ZM66 104V103H65ZM1 105H0V111L2 110L1 109ZM7 105V104H6ZM13 105V104H12ZM18 105H14L15 106V108L13 109V106H12V112L14 113V111H16L17 112V108H19V111L21 110L20 109V107H18ZM35 105H36V103H35ZM34 105V107H37V106H35ZM41 105V104H40ZM39 105V106H40ZM49 105V107H47ZM51 105V106H50ZM11 106V105H10ZM26 106V104L24 105V107ZM23 106H21V108H22ZM23 107V108H24ZM40 107H42V110H43V106H40ZM83 107V106H82ZM10 108L11 107H9L8 108V106L6 107V111L4 112V113H6L7 112V110L9 109L10 110ZM3 109H5V107L3 108ZM25 109V108H24ZM41 109V108H40ZM52 109V108H51ZM23 110V109H22ZM36 110H37V108H36ZM35 110V111H36ZM43 110V111H44ZM75 110V109H74ZM73 110V111H74ZM11 111V110H10ZM25 111V110H24ZM30 111H32V110H30ZM43 111L42 112H40L42 115L44 114L43 113ZM61 111V110H60ZM76 111V110H75ZM74 111V112H75ZM201 111V109L198 111H196V112H200ZM34 112V111H33ZM2 113V111L0 112V114ZM12 113V114H13ZM19 113V112H18ZM15 114V115H17V116H19L20 114H21V112L19 113V114ZM28 114L30 113V112H27ZM51 113V112H50ZM49 113V114H50ZM60 113V112H59ZM13 114V115H14ZM22 114H23V112H22ZM31 114H32V112H31ZM34 114H35V112H34ZM46 114H48V113H46ZM48 114V115H49ZM195 114V113H194ZM2 115H4V114H2ZM6 115V114H5ZM8 116H9V113L7 114ZM25 115V114H24ZM37 115V114H36ZM38 115H40V114H38ZM7 116V117H8ZM50 116H51V114H50ZM6 117V118H7ZM10 117V116H9ZM15 117V116H14ZM21 117V116H20ZM30 116H28V118H29ZM41 117V116H40ZM40 117H37V119L35 118V120L34 121H30L31 119H29V121L31 122L30 123V125H31V127H32V123H33V125H34V127L35 126H38V125H35L34 123H35V121H40V120H43V123H45V125L47 124L46 122H48V120H49V118H46V121H44V119H40ZM45 116H43V118H44ZM47 117V116H46ZM5 118V119H6ZM27 118V117H26ZM26 118H24V120H26V121H24L22 118V121L23 122H28L27 121V119ZM33 118V117H32ZM4 119V120H5ZM15 119V118H14ZM48 119V120H47ZM171 118H168L167 120H170ZM7 120H9L8 118H7ZM33 120V119H32ZM6 121V120H5ZM10 121V120H9ZM9 121H7V124H8V122ZM16 121V120H15ZM14 121V122H15ZM38 121V122H39ZM2 122H4L3 120H2ZM11 122H12V120H11ZM13 122V123H14ZM17 123L19 122V121H16ZM15 122V123H16ZM22 122V123H23ZM42 121H40V123H41ZM1 123V122H0ZM6 123V122H5ZM12 123V124H13ZM20 123V122H19ZM39 123V124H40ZM4 125V126H6V128L5 129H7V126L8 125H11V123H9L8 125ZM38 124V123H37ZM15 125V124H14ZM27 125V124H26ZM44 125V124H43ZM42 126V128L43 127H46V126ZM4 126L2 127V129L4 128ZM12 126V125H11ZM10 126V127H11ZM47 126H48V124H47ZM14 127V126H13ZM18 127H19V124H18ZM40 127V126H39ZM20 128V127H19ZM48 128H49V126H48ZM48 128L47 129H41V127L39 128V129H41V130H43L44 132H45V130H48ZM9 130H10V128H9ZM11 130L13 131V128H11ZM20 130H21V128H20ZM7 132V131H6ZM11 132V131H10ZM16 133H17V131H15ZM3 133V132H2ZM7 133H9V132H7ZM80 134V133H79ZM12 135V134H11ZM55 135H57V134H55V133H53V134H51V135H49V139L48 140H50V141H48L49 143H47L46 142V144H44V146H43V148H42V150H38L37 149V152H40V156H42V158H41V160L43 159V160H47L48 158H49V148L51 147H58L57 145H58V141L57 140H55ZM2 136V134H1V132H0V137ZM7 136H9V135H7ZM19 136V135H18ZM17 136V137H18ZM217 136V133H213V134H210V133H206V135L205 136H202V137H200V140H199V143H198V146H196L195 147V149L193 150V151H195V152H197V151H200V149H201V147H203L204 146V144L206 143H208L209 141H212L215 137ZM3 137H4V134H3ZM6 137V136H5ZM17 137H15V138H17ZM8 138V137H7ZM12 138V137H11ZM21 138V137H20ZM19 138V139H20ZM218 138H221V135L218 137L217 136V139ZM223 138V137H222ZM1 139V138H0ZM4 139V138H3ZM3 139H1V140H3ZM10 139V138H9ZM18 139V138H17ZM16 139V140H17ZM19 139H18V141H19ZM51 139H52V142H51ZM0 140V141H1ZM7 140V139H6ZM5 139H4V141H6ZM16 140H14V141H16ZM25 141H27L28 142V140H26V139H24ZM10 141H12V139L10 140ZM18 141H16V144H18ZM22 143H20V144H25V142L23 141V137H22ZM5 143V142H4ZM8 143V142H7ZM6 143V144H7ZM13 143V142H12ZM11 142H10V144H7L8 146H7V149H8V147H9V145H11L12 144ZM60 143V142H59ZM0 144H2L3 145V143H0ZM15 144V145H16ZM27 144V143H26ZM205 144V145H206ZM14 145V143H13V146L14 147H11L10 146V149L8 150L9 151V153H8V151H7V153L5 152V154H6V156H7V158H6V160H5V158H3V159H1L3 162L4 161H7V160H10V159H13V160H17V162H18V164H17V162L16 163H10L11 165H13V166H11V167H13L12 169H13V172H12V169H11V167L9 166V171H11L10 173H13L14 175H15V173H16V171L18 172V171H23V169L24 170H27V167L29 168V169H31V163H30V166H28L29 165V162H28V164H26V166H25V163H27V160L25 161L24 159H22V161L23 162H21V160L19 159V161H18V159H17V155H18V153L17 152H15L16 153V155H15V153H14V151H16V150H13V149H15V148H17V150H19L18 149V147L17 146H19V145H17V146H15ZM28 145V144H27ZM26 145V146H27ZM45 145L46 146H48V149L46 148H44L45 147ZM1 146V145H0ZM40 146V145H39ZM5 147H6V145H5ZM5 147H3V148H5ZM20 148H21V146H19ZM12 148V149H11ZM35 149V148H34ZM39 149H41V148H39ZM45 149V150H44ZM4 150V149H3ZM10 150H12V151H10ZM47 150V151H46ZM21 152V151H20ZM34 152V151H33ZM4 152H0V154L2 155V156H4V154H3ZM35 153V152H34ZM169 149L168 148H164L163 149V151L161 152V154L159 155V157H162V158H166L168 155H169ZM13 154H14V156H16L15 158H14V156H13ZM1 155H0V157H1ZM9 155L11 156V157H13V158H9ZM36 156H37V153H36ZM48 157V158H47ZM40 158V157H39ZM38 157H37V162L39 163L40 161H38V160H40ZM27 159V158H26ZM0 160V161H1ZM14 161V162H15ZM10 161H8L7 162V164L9 163ZM45 162V161H44ZM160 162H161V160L160 159H157V157H155V156H153V155H150V157L148 158V161H147V163H145L143 166H141L140 168H138V169H136V170H133L132 171V173L133 174H146V173H149L150 171H151V169H153V168H155V167H157L159 164H160ZM20 163H22V164H20ZM24 163V164H23ZM41 163V162H40ZM1 164L2 163H0V166H1ZM15 164H17V168L18 169H16L15 168ZM21 168V170L19 169V167ZM25 166V167H24ZM3 168H4V164H3V167L1 166L0 167V169H1V171H0V173H1V175L2 174H5V173H7L6 171L5 172H3L2 170H3ZM8 168V166L6 167V169ZM44 168V167H43ZM5 169V170H6ZM175 170V169H174ZM214 171V168L212 169H209V170H206V169H203V168H201V167H199V168H196V169H194V170H185V171H182L181 173H177V172H175V171H170L169 170V172H165L163 175H162V178H163V180H165V181H168V180H171V179H176V178H185V179H187V181L185 180V183H180V184H175L176 186H178L179 187V189L181 188V189H190V188H193L195 185H198L199 184V182L198 181H200V179L202 180L203 178H202V175H204L205 174V172H213ZM25 171H23V173H24ZM13 174H11L14 178H15V176L13 175ZM17 174H19V172L17 173ZM16 174V175H17ZM192 174V175H191ZM5 175H7V174H5ZM22 175V174H21ZM191 175V176H190ZM8 176V178L6 177L5 178V176L3 175V177L2 176H0V180H9L10 181V179L11 178H9V174L7 175ZM17 178H18V175L16 176ZM61 177H63V176H61ZM20 178V177H19ZM16 179V178H15ZM15 179H14V181H15ZM22 179H23V176H22ZM21 180V179H20ZM76 180V179H75ZM3 182V183H2ZM11 182V181H10ZM10 182H7V184H5V181H0V184L1 185H7L6 187H5V189L6 188H8V189H6V190H8V192L6 191V190H0V191H5V193H6V195H10L13 199H16V198H20V197H22V196H20V195H18L17 196V194H18V191H19V189L21 188V187H19V188H17V186L19 185L18 184V182H19V180L17 179L16 181H15V184H13V186L14 185H16V183H17V185L14 187L15 188V190L17 191V193L16 192H14V190H10L9 188L11 187V186H9V183ZM182 182H184V181H182ZM11 184V183H10ZM0 185V187L2 188V186ZM12 185V184H11ZM12 186V187H13ZM20 186V185H19ZM65 186H68V185H65ZM69 186H70V184H69ZM4 188V187H3ZM13 188V189H14ZM65 188H67V187H65ZM18 189V190H17ZM22 190H20V192L22 191H24L23 193H24V196H25V189H23V188H21ZM33 188H31V190H29L30 191V193H31V191H32V194H33V190H32ZM70 189V188H69ZM68 189V190H69ZM16 194V198L12 195V193L13 192ZM29 191L27 190V192L29 193ZM71 191V190H70ZM2 192H0V194L2 193ZM66 192H68L67 190H66ZM65 192V195H67V193ZM4 193V194H5ZM23 193H21V195L23 194ZM27 193V194H28ZM69 193V192H68ZM3 194V193H2ZM3 194V198L4 197H6V198H8V199H4L5 200V202L8 204V202H9V204L11 203L12 204V201H13V199L10 197V199H9V195H8V197L6 196V195H4ZM20 194V193H19ZM26 194V195H27ZM0 196H2V195H0ZM0 199H1V202L0 203H2L3 202V200H2V198L0 197ZM11 199H12V201H11ZM18 199H16L15 201H18ZM106 198H101L100 200H101V202L103 203V201L105 200ZM9 200V201H8ZM11 201V202H10ZM14 201V202H15ZM102 203L100 204V206L102 205ZM12 205H15V204H12ZM85 205V207H83ZM136 204H134V205H131V206H128V207H126L123 211H122V214H121V216L118 218V223H116V224H111V225H108V226H105V227H103L102 229H100L99 230V233H100V235L102 236L101 237V241H98L92 248H90V253L91 254H99V255H101L102 254V252L104 253V251H106L105 249H107L108 250V246H109V244L110 243H112V239H113V235H114V233H115V231H117L119 228H123V227H128V226H135V228H137L138 227V225H143V224H146V222H144L143 220L141 221V220H138L137 218L138 217H142V219H143V215H141V214H139V213H136V212H134L133 210H132V207L133 206H135ZM142 205L143 206H145L146 207V209H148L147 207H153L154 205H156V206H160V208L157 210V211H154V213H157L158 214V216L160 217V216H163V215H165V214H167V213H170V212H173V211H176V210H178V211H180L181 213H182V215H193V216H196L197 214H199V213H204L205 211H206V209H207V206H208V201H204V202H201V204H200V209L198 208V207H196V206H194V205H187V206H185V207H182L181 205H179L178 203H175V202H172V201H170L169 203H167L166 205L165 204H163V202L161 201V200H159V199H153V198H146L145 200H144V202L142 203ZM162 205V206H161ZM5 206H6V204H5ZM16 206H18V205H15L14 207L16 208ZM8 207H10L9 209H8ZM19 208H22V207H20V206H18ZM18 207H17V209H18ZM83 207V208H82ZM82 207H81V209H79V210H76V211H74L73 212V210H70V211H72V213H73V217H75V218H70V216H71V212L69 211V209L68 210H66L65 212H70L69 214H65L64 213V215L62 214L61 216H64L63 218H66V220H63L64 221V223H66L65 224V227L68 229V231H70V230H74V229H76V227L77 226H79V225H81V224H83V223H85L87 220H89L92 216H93V214H95L94 213V210H90V209H88L87 208V204H82ZM5 208H6V210H5ZM4 208V211H6V212H8V214L7 215H9V216H7V217H0V230H5V231H7L8 229H11L13 226H15L16 225V223H25V222H27V221H25V220H27L28 218L27 217H22V214H21V212H19L18 210H21V209H18L17 211H18V213H17V211H14L12 208H13V206L11 207V205H7L6 207ZM14 208V209H15ZM77 208H79L78 206H77ZM76 208V209H77ZM83 209V210H82ZM75 210V209H74ZM22 211V210H21ZM76 212V213H75ZM79 212V213H78ZM145 212H149V210H145ZM76 215H75V214ZM77 213H78V215H77ZM18 214V215H17ZM21 214V215H20ZM35 214H37V213H35ZM39 215H40V217H41V215L42 214H37L36 215V217L35 218H37V216H38V218H39ZM33 217H34V215H33ZM32 217V218H33ZM158 218V217H157ZM152 219V220H154V221H157L158 219ZM60 219H61V217H60ZM137 219V220H136ZM4 220V221H3ZM62 220H59L60 222L58 223V222H56V223H58V224H60L61 223V221ZM25 221V222H24ZM56 221H58V220H56ZM80 221L82 222V223H80ZM83 221H85V222H83ZM63 223V222H62ZM54 225V224H53ZM53 225H51L52 226V229L55 227H58L56 224H55V226L53 227ZM60 226H62V228H63V225H61L60 224ZM59 226V227H60ZM53 230H59V228L57 229H53ZM0 232H2V231H0ZM25 233V232H24ZM24 233H22V234H24ZM34 233V232H33ZM102 233V234H101ZM21 234V236H23L24 237V235H22ZM32 234V233H31ZM35 234V233H34ZM34 234H32L34 237L35 236H37V235H39V234H37V235H34ZM97 234H98V231H97ZM190 234V233H189ZM25 235H28L27 233H25ZM32 235H30V233H29V237H27L26 239H28V240H32V241H34V243L35 242H37V244H39L40 243V240H37L36 241V239H40V238H35V240H34V238H33V236ZM100 235L98 236V237H100ZM188 235V234H187ZM186 234H185V236L186 237H184V236H182V235H175L174 237H171L170 239H169V237H168V239H169V243H170V245H176V249H175V251H173V256L174 257H176V259L177 258H179V259H183V260H185V259H188V258H194L195 260H197L198 258L197 257H199L200 258V261L198 262V261H196V263L195 264H197V263H199V264H201V262L202 261H207V259H208V261H209V259H211V260H214L215 261V263L216 262H219V261H217V255L216 254H212V255H208V253H206V252H204L203 250H202V248H201V246L199 245L198 247L196 246V245H194V246H192L193 244H190V245H188L189 243H188V241H190L191 240V238L192 237H190V240L188 239L189 237V235L187 236ZM20 236V237H21ZM190 236H192V235H190ZM23 237H21V238H23ZM43 238H45L44 237V235H43ZM24 239H25V237H24ZM47 239H50V238H47ZM168 239H166V240H168ZM176 240L177 242V244L179 245H177V244H171V242H175L174 240ZM21 240V239H20ZM28 240H24L25 242L26 241H28ZM165 240V241H166ZM185 240L187 241L186 243H188V244H186L185 243ZM22 241H23V239H22ZM24 241H23V243H24ZM32 241H30V242H32ZM42 241V240H41ZM48 241L46 240V241H44V243H43V241L40 243L41 245L40 246H37V247H41L43 244V246H47V245H49L48 246V248H50V246L52 247L53 246V241L52 242H48V244H46ZM180 242H181V244H180ZM191 242V241H190ZM27 244L29 243V241L28 242H26ZM192 243V242H191ZM31 244V243H30ZM30 244H28V245H30ZM34 244L32 243V246H33ZM35 246V245H34ZM42 246V247H43ZM173 246V247H174ZM41 247V248H42ZM31 248V247H30ZM45 247H43L42 249H44ZM45 249H47V248H45ZM172 253V252H171ZM90 254V255H91ZM112 254V253H111ZM96 255H94V257H95ZM107 256H110V254H108ZM97 258H98V256H96ZM100 257V256H99ZM104 258V260H105V257H103ZM110 258H111V256H110ZM197 258V259H196ZM109 259V258H108ZM108 259L107 260H105V261H108ZM113 259L115 260L113 263L115 264V262H116V264L117 263H119V262H121L122 261V256L121 255H117V254H113ZM175 259V258H174ZM191 259H188V260H191ZM194 259H192L191 260V263H192V261H194ZM98 260H102L103 261V259H102V257H101V259H99L98 258ZM110 260H112V258L110 259ZM155 259H153L152 260V262L154 261ZM187 260V261H188ZM145 261V260H144ZM155 261H157V260H155ZM160 260H158V262H159ZM186 261V260H185ZM205 261V262H206ZM208 261H207V263H208ZM214 261H212V262H214ZM108 262H112V261H108ZM157 262V263H158ZM105 263V262H104ZM146 263H148V261L147 262H142V261H140V262H138V263H136V264H146ZM156 263V264H157ZM161 263V262H160ZM188 263H190V261L188 262ZM108 264V263H107ZM111 264V263H110ZM149 264V263H148ZM150 264H151V262H150ZM159 264V263H158ZM193 264V263H192ZM202 264H205L204 262H202Z\"/></svg>", "mask_w": 264, "mask_h": 264}]
</instances>
